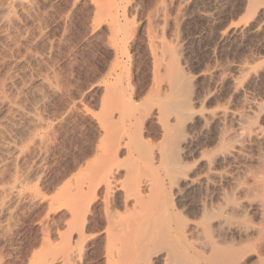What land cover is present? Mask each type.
Wrapping results in <instances>:
<instances>
[{"label": "bare ground", "instance_id": "1", "mask_svg": "<svg viewBox=\"0 0 264 264\" xmlns=\"http://www.w3.org/2000/svg\"><path fill=\"white\" fill-rule=\"evenodd\" d=\"M236 1L241 3L244 17L239 24L221 30V40L263 38L248 55L231 64V69L209 71L211 89L202 95L195 90L189 96L194 79L190 81L177 64L166 61L162 52L158 54L161 42L151 34L147 46L153 56L154 102H131L123 92L120 65H114L115 83L104 95L102 112L96 116L99 140L94 162L87 165V187L66 185L50 199L52 207L70 208L71 221L66 224L70 234L62 239L69 248L73 234L84 229L85 189L90 191L93 186V264H249L246 254L264 232V0ZM38 7L39 0L0 2V46L11 42L18 29L28 28ZM158 9L155 18L166 7L163 4ZM103 12L111 20L113 37H118V3ZM41 83L57 93L51 82L42 79ZM218 95L226 98L224 104L215 101ZM35 105L26 110L17 102L8 103L19 120L47 126ZM3 106L1 102L0 112ZM148 120H157L164 148L160 153L148 150L144 156L138 154L139 149L137 156L136 148L147 145L143 131ZM40 136L30 148L33 153H41ZM0 148L7 152L0 153V171L26 154L17 141L0 139ZM182 157H192V165ZM161 168L164 172L157 181L143 175V169L155 172ZM29 178L16 169L7 180L0 179V219L12 217L14 204L32 202L30 192L23 198L17 194L28 190ZM191 193L200 197L190 201ZM249 215L258 220L256 225ZM253 249L260 255L259 264H264L260 260L264 261V239ZM64 261L76 264L73 251L66 252ZM47 262L39 260V264Z\"/></svg>", "mask_w": 264, "mask_h": 264}, {"label": "rangeland", "instance_id": "2", "mask_svg": "<svg viewBox=\"0 0 264 264\" xmlns=\"http://www.w3.org/2000/svg\"><path fill=\"white\" fill-rule=\"evenodd\" d=\"M115 2L119 6L116 38L111 32V20L103 12ZM163 4L165 13L156 19ZM239 4L236 0H39L27 31L18 29L12 34L11 42L0 46V101L6 105L0 112V139L17 141L27 155L19 158L17 164L3 168L0 179L7 180L16 169L26 172L30 177L28 190L17 194L19 198L28 192L32 195V202L14 204V214L9 220L0 219V264L33 261L39 264L44 258L48 259L47 264H67L64 255L68 250L75 254L76 264H93V186L90 191L85 189L84 229L73 234L69 248L62 239L70 234L66 228L71 221L70 208L52 207L50 199L66 185L77 183L87 187V165L94 162L99 140L96 116L102 112L104 95L115 83L114 65L116 62L120 65L118 74L122 77L123 92L131 102L136 105L154 102L153 56L147 46L151 34L163 45L157 43L161 47L157 46L158 54L162 52L166 61L177 64L190 81L194 79L196 84L191 82L189 96L195 90L202 95L211 89L209 71L217 67L231 69L263 38L221 40L219 32L239 24L244 17ZM19 60L24 63L17 65ZM27 62L35 64L27 65ZM42 79L51 82L57 93L53 94L46 85L43 87ZM222 90L227 91V86ZM224 99L218 95L215 101L224 104ZM14 102L26 110L36 104L47 126L19 120L8 107V103ZM145 125L143 135L147 145L136 148L137 156L141 152L144 156L148 150L160 153L164 148L157 120H148ZM38 135L44 141L43 145L39 144V154L30 149ZM2 150V156L6 155V150ZM182 160L188 165L194 161L192 157ZM143 171L144 176L155 181L164 172L162 168ZM199 197L200 194L191 193L188 199L196 201ZM248 219L252 225L258 223L251 215ZM263 233L260 240L264 239ZM259 241L251 244L245 262L259 264L260 255L253 249Z\"/></svg>", "mask_w": 264, "mask_h": 264}]
</instances>
